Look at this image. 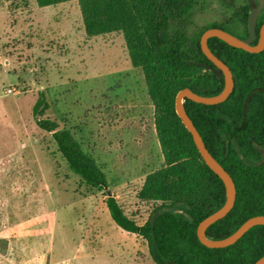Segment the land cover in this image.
<instances>
[{"label":"rangeland","instance_id":"374dc122","mask_svg":"<svg viewBox=\"0 0 264 264\" xmlns=\"http://www.w3.org/2000/svg\"><path fill=\"white\" fill-rule=\"evenodd\" d=\"M223 8L206 0L193 28L221 21ZM40 92L43 118L93 156L128 217L141 225L159 204L139 197L162 156L124 34L87 35L77 0H0V264H156L147 242L113 222L103 191L82 183L38 127Z\"/></svg>","mask_w":264,"mask_h":264},{"label":"trees","instance_id":"16d2710c","mask_svg":"<svg viewBox=\"0 0 264 264\" xmlns=\"http://www.w3.org/2000/svg\"><path fill=\"white\" fill-rule=\"evenodd\" d=\"M39 7L71 0H33ZM223 3L227 0H220ZM255 4L256 0H250ZM87 35L112 31L124 34L134 66L142 69L154 107V127L162 164L149 173L139 192L142 200L159 202L141 225L128 217L108 189L105 173L69 129L57 128L43 115L48 108L40 92L32 107L39 128L51 133L69 170L91 188L103 191L113 222L141 236L156 264H250L264 255V225H254L236 242L211 248L197 236L199 222L225 201L224 183L204 162L190 132L175 112L177 92L188 87L200 95L221 91L223 79L201 66L209 62L200 35L209 27L227 29L224 22L193 28L195 11L206 0H77ZM27 4V3H26ZM264 22V7L256 32ZM211 52L232 72L234 87L217 104L184 101L186 112L209 153L231 176L233 207L209 225L206 236L220 239L244 221L264 215V49L251 53L217 37L207 40ZM246 107V110H245Z\"/></svg>","mask_w":264,"mask_h":264},{"label":"water","instance_id":"95a60500","mask_svg":"<svg viewBox=\"0 0 264 264\" xmlns=\"http://www.w3.org/2000/svg\"><path fill=\"white\" fill-rule=\"evenodd\" d=\"M256 6L252 8L247 17V24H248V32L249 36L246 39L238 38L237 36L217 27H212L206 29L200 36V47L202 52L205 56L218 68L222 70L224 76V85L220 92L213 94V95H200L193 92L188 87H184L180 89L175 97V112L180 118L183 125L186 129L190 132L193 142L200 153L202 159L206 163V165L216 173L220 179L224 183L225 188V201L223 205L209 214L207 217L202 219L198 226H197V236L199 241L207 247L211 248H220L226 247L228 245L233 244L236 242L248 229H250L254 225H264V215H255L248 218L244 221L233 233L230 235L220 238V239H213L206 236V229L209 225L214 223L216 220L224 217L230 209L233 207L235 202L236 196V188L234 182L229 175V173L222 167V165L209 153L205 144L199 134L198 130L196 129L195 125L193 124L192 120L188 116L185 106H184V99H190L197 103L203 104H217L223 102L231 93L234 81L232 77V73L227 67V65L215 56L209 46L207 44V40L211 37H217L222 41L226 42L227 44L241 48L248 52H259L264 48V22L260 26L259 29V38L255 45H251V42L254 40L255 37V22L260 14L261 10L264 7V0H256ZM218 75H221V71L216 72ZM246 110V107H245ZM260 151L264 155V150L259 148ZM264 159V157H263ZM250 264H264V255L257 259L255 262Z\"/></svg>","mask_w":264,"mask_h":264},{"label":"flooded vegetation","instance_id":"af4514ba","mask_svg":"<svg viewBox=\"0 0 264 264\" xmlns=\"http://www.w3.org/2000/svg\"><path fill=\"white\" fill-rule=\"evenodd\" d=\"M256 2H255V4H252V2L250 0H243L242 2H237V3H233V2L232 3L231 2L223 3L224 8L221 10V15L223 16V18H222L221 22L222 23L224 22V25L227 26L226 27L227 29L221 28V27H217V28H221V29H223V30H225V31L237 36L238 38L246 39L249 36L247 17H248V14H249L250 10L256 6ZM224 12H229V14L227 16H225L226 13H224ZM260 14H261V12H260ZM259 15H258V17H259ZM256 26H257V19H256V22H255V37H254V40L251 42V45H255L257 43V41H258V38H259V29H260V27L258 28V31L256 32ZM228 27H231L232 28L231 30H233V28H234L236 30V32L234 33L233 31L229 30ZM209 28H212V27H209ZM251 53H257V52H251ZM200 64H201L202 67H204V69L211 71L212 73L216 74L217 77L223 79V85H224V76H223L222 70L220 68L215 66L210 60H209V62H201ZM217 71H221L222 74L218 75L216 73ZM222 88H223V86H222ZM186 99L187 98H185L183 101H185ZM263 157H264V155L262 153V159H263Z\"/></svg>","mask_w":264,"mask_h":264}]
</instances>
